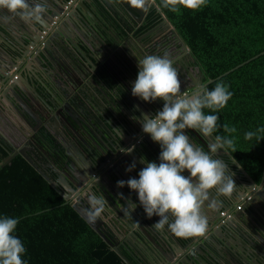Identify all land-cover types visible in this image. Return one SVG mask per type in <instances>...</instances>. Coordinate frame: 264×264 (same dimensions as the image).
<instances>
[{
    "label": "flooded vegetation",
    "instance_id": "flooded-vegetation-1",
    "mask_svg": "<svg viewBox=\"0 0 264 264\" xmlns=\"http://www.w3.org/2000/svg\"><path fill=\"white\" fill-rule=\"evenodd\" d=\"M58 4L60 7L65 5L63 9L66 12L69 5L77 4L80 7L78 11L76 10L77 15L67 21L61 23L58 21V17H54V20L48 21L47 27H41L40 24L31 27L33 30L30 36H34L38 40L33 42L30 40L31 38L24 40L22 44L14 45L17 49L11 47L9 43H12L11 37L18 38L20 36V29H10V33L7 35L0 25V31L5 34L0 35V75H14L15 78L18 75H31L32 78L30 85L26 81L21 83L25 93L19 92L18 95L24 97V101L30 104V106L26 104L23 110L15 101L13 92L3 94L0 85L1 118L5 119L3 115L6 113L8 119L15 121L16 125L20 127L16 131H8L6 126L1 125L2 128L0 126V132H2L0 134V156L5 157L16 150H26L38 165L42 164L43 168L51 169L56 173L53 181L64 178L71 184L73 188L71 190L62 185L56 186L62 195H68L71 203L81 200L90 207L88 201L90 194L103 196L96 189L98 181L108 186L114 193H118L116 189L119 180L112 171L124 170L125 174L132 178L121 164V162H127L125 156L140 152L148 162H156V158L159 160L161 152L159 143L152 141L150 134L143 132L141 123L132 118L140 117L142 113L154 116L158 110L163 108L164 103L162 99L149 103L138 96H133L132 84L138 76V59L146 55L163 56L168 53L174 61L173 66L178 70L182 93L191 94L197 90L205 89L206 86L198 85V80H202V75L196 68L189 65L186 57L188 52L185 49L186 45L175 33V30L171 31V27L163 20L162 16L159 17L153 12L154 9H150L154 4L146 9L133 8L127 3V0H76V2L75 0H58ZM98 9L102 10V14H100L103 21L97 16ZM131 12L138 19L132 18ZM152 13L156 16H152L151 22L146 24L149 14ZM99 20L106 27L100 28L102 25ZM2 21V14H0V24ZM68 22H71L72 30L68 28ZM146 26L147 28L144 29ZM58 32L62 34L60 37H58ZM59 41L63 45L67 43L65 45L66 52L62 53L58 50L60 48ZM22 50L24 55L20 52ZM44 57L49 62L44 60ZM49 92L62 99V106H58V104L53 106V97ZM110 94L115 99L112 100ZM46 101L52 103L53 109L49 110L48 107H45L44 112L46 113H43L41 106H46ZM67 102L71 104L72 108L68 109L65 106ZM1 104H5L4 110ZM36 106L38 112L34 111ZM111 106L116 109L110 110ZM117 108L121 109L124 114L120 113ZM64 117L71 125L66 122ZM80 121L92 128L105 127L115 143V147L110 149L111 152L106 151L104 157L95 163H92L85 153L80 154L83 151L80 149L76 135L71 131V127H74L77 132L81 133L82 128L79 129L74 123ZM114 128L119 129L120 133ZM190 130L192 129L185 130L186 134L196 139ZM192 131L202 137L197 131ZM46 132L52 136L53 145H56L60 151L62 148L66 155L58 163L53 161L50 153L44 148L46 139H43V136ZM121 132L125 133L124 138L121 136ZM204 141L208 145L209 141L205 139ZM130 151L133 153L128 154ZM130 157L132 156L130 155ZM74 158H78V160H74ZM218 158L228 164L231 172L235 174L234 179L238 186L240 180L244 178L241 176L244 175L237 174L236 170H232L234 164L225 154L219 153ZM74 163L80 173L74 169ZM141 164V168L146 166ZM186 171L188 172V170ZM242 186H240L242 187L240 190H237L239 195L234 198V201L237 200L240 193H248L246 190L249 187ZM127 193L131 197L130 199L134 200L133 202L130 199H125L129 209L131 208L128 200L143 208L133 195ZM254 198L250 200L253 206H249L248 211L259 222H263L264 188L263 190L260 188ZM238 205L241 209L242 204ZM216 208L210 209L209 218L211 215H216ZM119 213H123L132 228L121 221ZM133 214L137 220L132 217L125 206L112 201L106 202L105 211L100 217L104 222L101 227L108 236L110 235L109 238L118 248V254L123 257L125 253L120 249L124 247L126 252L141 264H182L181 262L193 264L190 259H186V256L188 251L194 249L195 242L186 244L184 238H178L168 230L177 238L183 246L181 247L173 237L167 236L166 232L160 231L161 233L158 234L157 230L152 228L154 223H151L149 218L141 216L139 208L136 207ZM153 218L156 223L155 215ZM169 222L171 223L172 220L170 219ZM247 224L249 226V223ZM144 229L149 234H146ZM250 229L255 234L259 232L251 225ZM148 236L153 238L157 244L155 245ZM227 239L229 240V238ZM166 241L172 242L173 250L169 249ZM186 245L187 247H185ZM244 245V242H239L237 246L241 248ZM229 246L226 248L236 247L235 244ZM198 258V262L194 264L207 262V260ZM208 261L209 264H212L210 260Z\"/></svg>",
    "mask_w": 264,
    "mask_h": 264
},
{
    "label": "trees",
    "instance_id": "trees-1",
    "mask_svg": "<svg viewBox=\"0 0 264 264\" xmlns=\"http://www.w3.org/2000/svg\"><path fill=\"white\" fill-rule=\"evenodd\" d=\"M159 3L156 0L150 9L159 17L163 14L174 27L188 48L189 65L198 70L203 82L215 79L205 89L212 90L222 81L233 93L224 109L204 112L219 116L214 135L224 134V123L237 128L236 152L223 154L233 162L232 170L260 183L264 174V139L246 141L244 133L264 127V54L216 77L264 50V0H208L207 6L197 11L181 7L180 15L163 8L158 12ZM152 16L156 15L149 14L146 24ZM43 139L55 163L66 156L62 148L60 151L53 145L50 134L46 132ZM41 165L54 180L56 173ZM5 215L20 218L14 234L25 245L22 259L26 264H141L124 247L120 249L124 259L115 252L64 199L60 189L20 154L0 168V216Z\"/></svg>",
    "mask_w": 264,
    "mask_h": 264
},
{
    "label": "clouds",
    "instance_id": "clouds-1",
    "mask_svg": "<svg viewBox=\"0 0 264 264\" xmlns=\"http://www.w3.org/2000/svg\"><path fill=\"white\" fill-rule=\"evenodd\" d=\"M156 0H127L133 8L146 9ZM208 0H160L156 7L180 15L181 7L197 11L207 6ZM0 9H6L11 15L2 19L5 21L15 16L29 27H34L43 21L48 10L47 0H38L30 4L29 0H0ZM174 61L168 53L163 56L146 55L138 59V76L132 84L133 96H138L146 102L163 100V108L156 114L142 113L140 117H132L142 125V130L150 134L154 142L159 143L161 152L159 163L148 162L141 158L143 167L137 178L127 181H117V187L127 185L138 192L140 205L143 206L148 218L154 215L160 219L152 225L157 231L168 230L178 238H190L203 235L208 226L207 217L202 209L207 202L209 209H214L220 203L219 197H231L236 189L234 173L224 160L218 158L221 150L225 154L229 150L236 152L238 137L237 128L223 124V135L218 131L219 116L205 114L204 109L213 113L224 109L233 93L222 81L217 82L214 89L197 90L191 94L181 92V81ZM197 131L208 143V150L194 143L185 130ZM119 130V129H117ZM264 134V127L244 133V139L254 138L259 142ZM136 167L133 162L126 171L131 172ZM188 170L190 176H185ZM212 190L215 196H212ZM123 197V194H120ZM89 218L95 221L105 211L106 200L103 196L90 194L88 196ZM131 212L137 205L128 200ZM171 215L172 222L170 223ZM18 217L0 216V264H26L22 257L26 248L22 240L14 233L19 223ZM137 224H139L137 222Z\"/></svg>",
    "mask_w": 264,
    "mask_h": 264
},
{
    "label": "water",
    "instance_id": "water-1",
    "mask_svg": "<svg viewBox=\"0 0 264 264\" xmlns=\"http://www.w3.org/2000/svg\"><path fill=\"white\" fill-rule=\"evenodd\" d=\"M104 1H106V0H104ZM37 2H38V0H29L30 4H35ZM75 2H76V0H75ZM47 4H48V10L44 14V18H43L42 23H40L41 27H44V26L47 27L48 21L50 22V21L54 20V17H58L59 18L58 21L61 23L63 21H67V20L71 19L72 16L77 15L78 12H76V10L78 11V8L80 7L77 4L76 5H69L68 6L69 9L66 12L65 9H63V7L65 5L60 7L58 4V0H47ZM157 10H158V12H161L160 8H157ZM4 11H6V9H0V14ZM161 16H162L163 20L171 27V31L174 32V27L170 24V22L165 18V16L163 14H161ZM131 17L134 19L135 18L138 19V17H136V15L133 14L132 12H131ZM44 21H45V23H44ZM32 30L33 29L31 27L26 25L22 35H20L18 38L11 37L12 43H9L11 45V47H13L14 49H17V47L14 45L22 44L24 42V40H29L30 38H31L30 40H32V42L38 40V38H35L34 36H32V37L30 36ZM0 35H5V34H4V32L0 31ZM60 35H62L61 32H58V37H60ZM185 49L188 50L187 47H185ZM20 52L24 55L23 50ZM263 54H264V50H262L260 53H258L256 55L252 56L251 58L247 59L246 61L239 63L238 65L234 66L233 68L225 71L224 73H222L221 75H219L216 78H220L221 76L228 74L229 72L239 68L240 66L249 62L250 60H253V59H255V58H257ZM44 60L49 62L47 60V58H45V57H44ZM13 76L14 75H0V85L2 86L1 89L3 90L2 93L6 95V92H8V93L13 92V97L16 98V100H15V98H14V100L17 103H19V108L21 110H23V107H25L26 104H29V103L24 101V97H19V95H18L19 92L25 93V91H24V88H22V85L20 84L19 81L13 80ZM19 77L21 79H23L24 81H26L30 85V79L32 80L31 75H19ZM36 79H38V78H36ZM214 80L215 79L211 78V79L207 80L206 82H202V80L200 79V80H198V85L205 87L209 83L213 82ZM49 94L53 97V104L54 105L58 104V106H62L61 104L63 101L60 97H58L57 95L52 94L50 92H49ZM25 97L27 98L26 95H25ZM27 100H28V98H27ZM45 104L49 110L53 109L51 102L46 101ZM1 105H3V104H1ZM65 106L68 107V109H70V107L72 108L71 104L68 102L65 104ZM4 107H5V104L2 106V109ZM109 108H110V110H112L113 108L116 109L114 106H111ZM117 110L120 111V113L124 114L121 109L117 108ZM64 118H65L66 122L69 125H71L70 122L68 121V119L66 117H64ZM74 123H76V125L79 129H80V127L82 128L81 133H79V132H77V130L74 129V127H71L72 128L71 131H73L74 134L76 135V139L78 140L80 149L83 151V152H80V154L82 155L83 153H85L87 158L92 163H95L98 159L103 158L106 151L111 152L110 149L115 147V143L112 140L110 133L107 132L105 127L100 128V126H96L95 128H92V127L88 126L87 124H85L83 121L74 122ZM12 125H14V123L10 124L9 126H12ZM98 128H99V130H98ZM114 130L117 131L118 133H120L116 128H114ZM190 131L192 132V134L196 138V139H194L190 136L193 139V142L202 146L205 149V151H207L208 150L207 142H205L202 137L197 136L192 130H190ZM1 133L2 132H0V134ZM124 134L125 133L121 132L122 137L124 136ZM150 138H151V136H150ZM151 140H152V138H151ZM131 151L128 152V154L133 153ZM220 153H224L223 150H221ZM17 154L22 155L30 163V165H32L52 186L56 187L57 185H62L66 189H69V190L73 189L71 184L64 178H61V180H59V181H53L52 179H50L49 176L41 169V167L33 160V158L30 155H28L27 151L23 150V149L22 150H16L13 153L8 154L7 156L1 158L0 168L5 166L7 163H9L10 160ZM130 155L132 157H130ZM130 155L127 157L125 156V158L127 159V162H121V164H122L123 168L126 170L129 168V166L133 162H135L136 167L131 172H129V171H127V172L130 173L132 178L134 177V178L139 179L138 173L142 169L141 168V165H142L141 164V158H143V154H141L140 152H136L135 154H133V155L130 154ZM74 160H78V158H74ZM155 161L159 162V160L157 158L155 159ZM79 166H80V163H79ZM73 167H74V169H76L78 171V173H80L78 170L79 168H77L75 163L73 164ZM112 172L116 174L119 181L120 180L127 181L128 179H130L125 174L124 170H122V171L117 170L116 172L115 171H112ZM236 172L243 174L239 170H237ZM108 175H109V173H108ZM240 181H241L240 185H247L248 187H253V188L259 186L262 190L264 188V174L262 175V180L259 184H255L254 182H251L249 180V178H247V177L242 178ZM97 186H98V188H96V189L104 196V198L107 200L106 202L115 201L116 203H118V202L121 203L123 206H125V208L129 211V213L132 214V217L135 220H137V217L133 214V212H131V209L128 208V204L125 201V199L131 198V197H129V195L127 193V192H129L139 202L138 192L130 189L127 185H125L123 188L117 187L116 190H118V193L117 192L114 193L108 186L103 184L101 181H98ZM121 193L123 194V197L120 196ZM212 194H213V196H215L214 190L212 191ZM242 194H243L242 196L245 197V193H242ZM237 195H239L238 191L234 190V192L230 198L220 196L219 197L220 203L218 204V206L216 208V215L215 216L211 215V217L209 218L208 217L209 213L203 212V214L207 218H209V219H207L208 220L207 232L204 233L203 235H200V236L184 238V241H186V244L191 243L192 241L195 242L194 249H191V251H188V255L186 256V259H190L193 264L198 262V259H199L198 257H200L202 260L203 259L206 260L205 259L206 257L215 260V258H214L215 256H214L213 252H218V251L213 249L214 248L213 245L217 246L215 243V239H216V237L217 238L221 237L224 240L229 238V239H232L233 241H236L235 245L237 248H235V250L234 249L231 250V252L235 251V254L238 256L237 258L234 257L235 258L234 264H244V263H246V264H264V234H261L260 232L255 234V232H252L250 227H248L247 223H249V222L246 221L245 216L249 217V219L252 221L255 220L256 222H258V224L262 227L261 231H263L264 225H262V222H259L258 219L248 211L249 206H253V205H252V202L247 200V197L244 199H241V201L238 200L236 202V203L242 204L241 209H239V210L233 209L232 203L234 201V198ZM63 197L67 202L71 201L69 199L68 195H63ZM130 200L134 202L133 199H130ZM135 204L137 205V208H139V212H140L141 216L147 217V214L145 213L144 209L141 208L139 206V204H137V203H135ZM72 207L108 243V245L110 247H112V249L115 252L119 253L118 248L116 246H114L113 241L109 238L110 235L108 236V234H106L104 232V230L102 229L101 226L104 224L102 219L100 217H98L95 221H93L89 218L88 213L90 211V207H88L86 204H84L81 200L73 201ZM221 211H226V215L222 216ZM119 215H120L119 217H121V221L128 224V226L130 228H132V225L130 223H128V221L125 218V216L123 215V213H119ZM155 217H156L157 221L160 219L159 216L155 215ZM169 217H170V219H173L170 214H169ZM149 220L151 223H155L154 222L155 219L153 217L149 218ZM239 223H241V224L239 225ZM144 230L146 231V229H144ZM163 231L167 233V236L173 237L175 239V241L177 243H179V245L181 247H183L180 244V242L177 240V238L174 237L170 232H168V228L166 226H165V229ZM157 232H158V234L161 233L160 231H157ZM263 233H264V231H263ZM146 234H149V233L146 231ZM236 235H238V237L240 239H244V241L246 243L241 248H238V246H237V245H239L240 241L238 240ZM148 237L151 241L154 242L155 245L157 244V242L153 238H151L150 236H148ZM163 238H164V240H166V238L164 236H163ZM253 238H256L257 241H255ZM166 244L169 247V249L173 250L174 247H173L172 242L169 243L166 241ZM227 246L230 247L228 244H226V246L224 244L223 245L220 244L221 249L226 248ZM185 247H187V245ZM187 249H185V250H187ZM192 250H194V251H192ZM221 254L223 256H226L228 253H225V252L222 253L221 252ZM215 262H216V264H225L224 262H220L219 260H215ZM181 263L185 264L184 262H181Z\"/></svg>",
    "mask_w": 264,
    "mask_h": 264
},
{
    "label": "crops",
    "instance_id": "crops-1",
    "mask_svg": "<svg viewBox=\"0 0 264 264\" xmlns=\"http://www.w3.org/2000/svg\"><path fill=\"white\" fill-rule=\"evenodd\" d=\"M106 4V3H105ZM106 7H107V4L105 5ZM108 8V7H107ZM7 11V10H6ZM98 14H97V16L99 17V19H101L102 21L104 20L103 19V17H102V10H100V9H98ZM101 13V14H100ZM2 14V18L3 17H5V16H9V15H11V14H9V13H7V12H2L1 13ZM96 16V17H97ZM97 17V18H98ZM96 18V19H97ZM3 21H2V23L0 24L1 25V28H2V30H4L5 32H7V35L10 33L9 31H10V29H16V28H18V30L20 29V35H22V33H23V31H24V28L26 27V23L24 22V21H22L20 18H19V16H15V17H13L12 19H10V20H7V21H5L4 19H2ZM99 22H100V20H99ZM100 25H102L101 24V22H100ZM103 27H106L105 26V24L104 25H102V26H100V28H102L103 29ZM68 28L70 29V30H72L73 29V27H72V24H71V22L69 23L68 22ZM59 44V46H60V48L58 49L60 52H62V53H64V52H66L67 50V48H65V45L67 44V43H64L65 45H63V43H61V41H59L58 42ZM56 47V46H55ZM64 49V50H63ZM92 50V49H91ZM32 52V51H31ZM13 80H17V81H19L20 82V84L24 81L23 79H21L20 77H19V75H18V77L17 78H15V77H13ZM57 104H55V105H53L54 107L56 106ZM28 106H30V104H28ZM42 107V111H43V113H46V112H44V109L46 110V106H44V105H42L41 106ZM32 108V107H31ZM4 110V109H3ZM35 112H38V108H37V106H36V108H35V110H34ZM1 116L2 115H0V126L2 125H4V126H6V128L8 129V131H13V130H15L16 131V129L17 128H19L17 125H16V123H15V121H12L11 119L9 120L8 119V115L5 113V115H3V117L5 116V119H3V118H1ZM7 122H6V121ZM12 123H14V125H12V126H9L10 124H12ZM2 126H1V128H2ZM183 175H185V176H190V174L185 170L184 171V173H182ZM235 180V179H234ZM250 180V179H249ZM251 182H253L252 180H250ZM236 182V181H235ZM237 183V182H236ZM240 186H242V185H240L239 183H238V186H236V189L235 190H240V188H242V187H240ZM260 190V187L259 186H257V187H255V188H253V187H249V188H247V192L248 193H246L245 194V197H243L242 195L243 194H240V196L237 198V200L236 201H234L233 203H232V207H233V209L234 210H236L237 209V205L239 204V203H236L238 200H240L241 201V199H244V198H246L247 197V200L248 201H250V200H253V199H255L254 198V196H255V194L258 192ZM256 192V193H255ZM212 196H213V194H212ZM247 201V202H248ZM251 202V201H250ZM237 210H239V209H237ZM202 212H206V213H210V209L207 207V202L205 203V206L203 207V209H202ZM245 219H246V221L247 222H249V226L248 227H250V225L253 227V228H256L261 234H264L263 233V231H264V229H263V231H261L262 230V227L258 224V223H256L255 221H252V220H250L249 219V217H247V216H245ZM172 220V219H171ZM241 223H239V225H240ZM262 225H264V221L262 222ZM242 226V225H241ZM234 233V232H233ZM224 235V234H223ZM237 236V238H238V240L240 241V243L241 242H244L245 243V241H244V239H240L239 237H238V235H236ZM255 241H257V239L256 238H253ZM226 241V242H225ZM215 243H216V245L217 246H214L213 245V249H215V250H217L218 252H213L214 253V258H215V260H219L220 262H224L225 264H234V259L235 258H237L238 256L235 254V251L234 252H231V250L232 249H234L235 250V248H237V247H235V248H223V249H221V247H220V244H224L225 246H226V244H228V245H231V246H234V244L236 243V241H233L232 239H226V240H224V239H222L221 237H219V238H217L216 237V239H215ZM246 244V243H245ZM224 247V246H223ZM228 247V246H227ZM221 252L222 253H228L226 256H223L222 254H221ZM235 257V258H234ZM206 260L208 259H210V261H211V263L212 264H215L216 262H215V260H213V259H211V258H205ZM207 260V262H209ZM215 262V263H214ZM244 264H246V263H244Z\"/></svg>",
    "mask_w": 264,
    "mask_h": 264
},
{
    "label": "built area",
    "instance_id": "built-area-1",
    "mask_svg": "<svg viewBox=\"0 0 264 264\" xmlns=\"http://www.w3.org/2000/svg\"><path fill=\"white\" fill-rule=\"evenodd\" d=\"M237 209H240V206L239 205H237ZM221 215L222 216L226 215V211H221Z\"/></svg>",
    "mask_w": 264,
    "mask_h": 264
}]
</instances>
